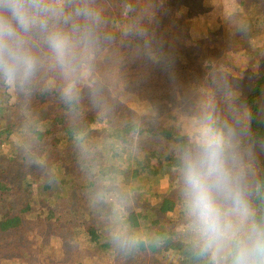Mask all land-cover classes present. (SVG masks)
Listing matches in <instances>:
<instances>
[{
  "label": "trees",
  "instance_id": "1",
  "mask_svg": "<svg viewBox=\"0 0 264 264\" xmlns=\"http://www.w3.org/2000/svg\"><path fill=\"white\" fill-rule=\"evenodd\" d=\"M181 1L91 0V7L100 14L102 21L97 29L100 44L92 61L107 70L100 57L96 58L102 45L115 46L112 56L118 50L123 53L119 56L123 60L122 71H118L121 69L117 66L111 68L115 75L113 93L120 103L139 105L142 114L151 113L154 104L161 101L179 112L180 107L173 106V101L181 99L180 92L199 84L196 82L206 74L207 68L202 69L198 63L203 59L201 52L206 46L205 38L192 31L188 36L184 34L180 23L184 12ZM188 1L195 4L198 0ZM197 6L202 8V5ZM233 17L231 30L234 28L235 33L246 37L244 30L248 28L249 35L255 36V28L261 25L264 29V0H240ZM73 22L84 23L79 18ZM35 46L45 54L50 73L57 74L60 79L61 76L49 66L47 49L39 39ZM261 49H257V53L261 52L263 56L264 44ZM211 56L208 60L214 63L215 58ZM254 64L258 65L259 71L252 80L253 87L248 98L233 101L221 95L219 100L240 117L246 131L244 137L229 145L228 152L235 167L243 172L252 207L258 216H264V58ZM125 67L142 76L140 81H136L134 76L130 80L139 84L143 92L131 93L132 87L116 88L122 81ZM208 83L212 84L210 78ZM20 96L18 104L13 106L18 111L27 107L33 114L23 115L24 120L21 115V120L11 127H24L23 130L30 133L31 144L16 166L17 153L6 155V148L10 146L3 142L13 132L8 131L4 140H0V154L6 155L7 161L0 168V264H24L22 254L34 232L38 233L42 246H53L64 241L69 232L77 228L80 233L86 231L84 233L92 237L89 255H108L98 258L101 264H111L116 258L129 263L140 255L150 254L160 258L173 256L176 264H183L185 256H191L193 261L206 259L209 262L192 242L179 196H160L148 188L153 183L148 178L151 161L159 157L165 158L161 169L175 165L179 173L178 177L170 172L166 174L169 188L176 190L172 187L178 186L181 181V152L187 146L178 134L167 129V117L159 125L155 119L138 123L127 119L124 107H115L114 101L83 108L75 100H66L55 88L38 85H30ZM208 98L209 95L204 97ZM237 105L242 108L241 113L237 111ZM94 106L102 107V110ZM112 109H115V115L108 117ZM98 114L103 116L105 123L96 122L94 117ZM214 123L224 134L229 132V126ZM0 129L8 128L0 126ZM156 137H162L176 146L167 147L169 153H159L152 146L133 149L142 138L151 140ZM143 151L146 152L144 157ZM92 156L106 157L104 165L111 169L102 183H99L98 172L92 171ZM33 159L54 165L56 177L49 178L48 182L34 178L35 170L27 165ZM156 177L160 179V175ZM40 185L47 193L53 186L60 189L55 201L50 195L37 200L32 188ZM77 191L82 193L78 192L79 196L69 202L68 212V206L61 201ZM180 192L182 195V189ZM97 193H102L104 197L106 194L115 195L117 203L106 205L107 212L98 208L99 202L87 205L86 200L96 197ZM103 230H107L104 239L101 238ZM119 233L133 238L135 243L119 246L115 241ZM13 251L15 255L10 254Z\"/></svg>",
  "mask_w": 264,
  "mask_h": 264
},
{
  "label": "rangeland",
  "instance_id": "2",
  "mask_svg": "<svg viewBox=\"0 0 264 264\" xmlns=\"http://www.w3.org/2000/svg\"><path fill=\"white\" fill-rule=\"evenodd\" d=\"M239 1L240 0H198L195 2L196 6L193 1H181L184 12L181 14L180 23L183 27L184 34L188 36L190 31H192L196 32L199 37L205 38L206 46L204 51L201 52L203 59L198 63L201 65L202 69L206 67L207 70L210 71L206 70L207 75L205 74L202 80L196 82L199 84L191 86L190 90L180 92L182 96L181 99L173 101L175 102L173 106L180 107L179 112H176L171 106L164 104L162 101L155 103L153 111L147 114L141 113V107L139 105L132 106L131 103H120L118 97L113 93L115 75L111 72V68L117 66L121 69L118 71H122L123 60L119 56L120 54L122 56L123 53L121 51L119 53L118 50V52L114 53L113 57L112 53L115 46L110 44H106L104 47L102 45L101 53L96 56V58L100 57L99 60H101L107 70L103 69L99 63L92 61L91 71L81 73L79 79L74 83L76 91V98L74 100L83 108L87 106L91 107L93 104L106 105V103L114 101L113 104L115 107H124L127 119L138 123L143 120L155 119L159 122V125L167 117L168 119L165 120L168 126L167 129L178 134L179 137L184 140V144L187 147L189 146L194 127L204 116L210 115L213 117L214 122L229 126L230 130L225 134L228 144L232 145L236 143L246 135V131L243 128L240 117H238L234 111L226 108L222 104V101L219 100V97L223 95L224 99H231L233 101L236 99L248 98L253 87L252 80L259 71L258 65L254 64V62H257L260 58H264V55L261 56V52L259 54L257 53V49L262 51L261 47L264 44L263 26L260 25V27L255 28L257 33L252 37L249 35L250 30L248 28L244 30L246 37L235 33L236 29L233 28L231 30L230 28L233 27L231 24L234 18L233 13ZM249 4L250 1H248V5ZM197 5H202V8H199ZM249 7H252V5ZM240 26L239 23V27ZM36 48L41 57L45 60V54L39 47ZM210 56L215 58L214 63L208 60ZM112 60L115 62H109ZM157 61L154 60V62ZM126 63L128 67V60H126ZM108 67L110 69H108ZM127 67H125V72L122 74V81H120L116 88L123 89L125 87H132L130 89L131 93H137L138 90L143 92V88L138 87L139 84H134V82L130 80V77L134 76L136 81H140L142 76L136 75V71H134L135 73L130 72ZM152 74L153 72L151 75ZM209 78L212 82L211 85L208 83ZM153 81L154 79H152V83ZM31 85H38L41 88H55L61 96L65 97L64 89L66 87V82L62 77L59 79L57 74L50 73L46 67V62ZM22 92L23 90L15 85H8L4 82H0V126L8 128L5 130L0 129V140H4V135H6L8 131L13 132L12 135L3 142H6V145L10 146L6 148V155H11L14 152L17 153L14 163L16 166L19 161L23 160L31 144L30 133L25 132L23 130L24 127L21 125L19 128L11 127V125L16 124L18 120H21V115L22 120H24L23 115L29 116L33 114V111L27 107H23L18 111L17 108L13 106V104H18L20 101ZM173 93L175 92L173 91ZM207 95H209L210 98L204 99ZM94 107L99 111L102 110V107ZM236 107L237 111L241 113L242 108L238 105ZM114 115L115 109H112L107 116L112 117ZM94 119L97 123L104 122L103 116L100 114L95 116ZM28 141H30V143ZM149 146L157 149L159 153L161 151L169 153L170 150L167 147H174L176 145L168 142L162 137L151 138V140L150 138H142L133 149H147ZM137 152H140V150ZM6 155L0 154V168H3L2 164L7 162ZM145 155L146 152L143 151L142 157ZM92 159L94 161L91 165L93 168L92 171L96 170L98 172V179H100L99 183H102L106 179V174L111 172V169L104 165L106 157L95 158V156H92ZM27 165L35 170L33 172L34 178H41L43 182H48L50 180L49 178L56 177V173L54 172L56 167L52 164L39 163L38 160L33 159L27 162ZM151 165L148 178L153 183L151 186H148V188L157 194H161L160 196H169L172 198L179 196V201L182 200V208L184 209L183 196L180 195L182 181L179 182L178 186L172 187L176 189L173 190L169 188L170 183L166 176V174L170 172L173 173L175 177H178L179 173L176 166L170 165L168 168L161 169L165 165L164 157L153 159ZM157 174L160 175V179L156 177ZM42 187L43 185L34 186L32 188V193L37 200L46 195H50V198L55 201L60 189L53 186L52 190L47 193L41 189ZM78 192L82 193V191H77L73 193L71 197L68 195V197L63 198L61 204L63 203L66 204L65 206H68L72 199L74 200L79 196ZM97 194L96 197H90L86 200L87 205L88 203L94 204V201L99 202L98 208L107 212L105 209L106 205H109L110 202L117 203L114 201L115 195L106 194L104 197L102 193ZM67 210L69 212V206ZM182 222L184 223L185 220ZM84 232L86 231L80 233L79 228H77L75 231L69 232V236L64 241L58 242L53 246H42V242L37 236L38 233L34 232L35 235L31 237L30 241L27 243L26 250L23 251L22 260L24 264H91V262L92 264H101L98 258H102V255H108L105 253H101V255L99 253H95L92 256L89 255L90 246L93 241L92 237ZM106 234L107 230H103L101 238L104 239ZM15 253L16 252L13 251L10 254L15 255ZM182 261L183 264H210L206 259L201 262L193 261L191 256H185ZM111 264H176V262H174L173 256H163L160 258L157 255L150 254L140 255L129 263L116 258Z\"/></svg>",
  "mask_w": 264,
  "mask_h": 264
},
{
  "label": "clouds",
  "instance_id": "3",
  "mask_svg": "<svg viewBox=\"0 0 264 264\" xmlns=\"http://www.w3.org/2000/svg\"><path fill=\"white\" fill-rule=\"evenodd\" d=\"M77 18L83 25L73 22ZM101 22L91 0H0V82L21 90L31 85L45 65L35 46L39 39L49 66L66 82V100L73 101L75 81L92 69ZM228 148L223 130L206 115L181 152L187 228L210 264H264V216L252 207ZM115 241L135 243L124 233Z\"/></svg>",
  "mask_w": 264,
  "mask_h": 264
}]
</instances>
